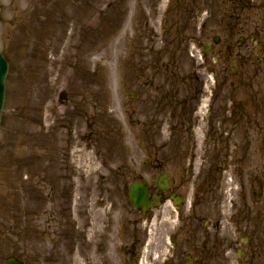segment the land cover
Instances as JSON below:
<instances>
[{
	"label": "rangeland",
	"instance_id": "374dc122",
	"mask_svg": "<svg viewBox=\"0 0 264 264\" xmlns=\"http://www.w3.org/2000/svg\"><path fill=\"white\" fill-rule=\"evenodd\" d=\"M231 1L238 3V0H188L183 11L177 7L179 0H0V51L10 62L0 126V264H5L6 255L16 256L26 264H52L53 261L44 259L46 254L41 250H46L45 246L38 237L34 240L35 235L43 239L47 235L48 240L50 236L67 249L71 240L67 238L74 237L77 244L84 239L83 234L76 233V228L65 226L66 208L61 198L53 199L54 207L47 205L53 210L47 209L50 211L42 215V224L41 216L34 215L33 210V198H40L45 190L56 189L59 195L66 193V180L53 184L57 176L62 177L65 168L58 165L50 171L48 154L39 155L42 149L53 151V145H67L69 137L66 139V132L61 131V121L55 125L51 121L54 109L65 113L64 107L58 104L62 92L70 99L66 108L73 115L85 110L89 129L91 123L99 124L96 126L99 132H92L94 136L88 133L92 138L89 143H94V147L79 160L68 163V170L71 166L74 170L80 166L76 174L83 178L74 181L78 188V196L75 194L78 211H74L73 227L76 223V227L83 228L86 222L84 194H90L92 202L101 196L120 195L118 203L125 207L123 192H119L121 180L111 179L115 187L108 193L103 190L107 186H102V181L98 184V179L90 180L94 176L90 177L91 174L107 172L102 167L107 165L104 160H117L132 176L135 171L142 174L145 169L150 170L146 161L157 151L166 158L163 167L169 170L170 166L185 179H181L177 187L186 199L180 211L184 213L185 226H189L190 221L196 222L191 214L205 219H223V231L227 226L233 228L232 240L237 237L239 240L244 234L242 227L249 229V219L254 222L261 219L262 205L258 202L261 195L249 197L247 187L251 181L246 178L244 180L249 182L244 181L241 175L243 168L249 165L242 161L244 150L241 148L249 147L250 141L247 139L246 144L237 148V156L232 144L235 135L241 137L242 133H247L246 127L243 121L234 123V117L232 123L227 121L226 85L208 75L198 56L197 23L216 21L217 26L212 31L224 36L226 27L221 24ZM198 11L200 19L197 20ZM91 16L93 18L89 19ZM191 21L194 25H190ZM73 68L89 85L78 80ZM94 78H99L96 87ZM131 92H135V99H131ZM46 119L51 120L43 124ZM173 125L187 131L189 125H193L194 129L191 134L186 131L185 139L176 144L178 141H168ZM226 125L231 130L228 133L231 143L227 144V151H221L220 148L230 142L225 139ZM79 128L86 130L85 124ZM149 129L153 131L152 136L148 134L140 140V134ZM150 136L153 150L147 145ZM258 139L255 134V142L261 141ZM214 146L218 150V162L210 164ZM96 155H100V160ZM230 159L238 164L234 166L238 170L233 167L227 171ZM39 161L45 171H40L44 176L38 178ZM200 170L205 179H200ZM256 184L262 186L260 181ZM36 193L39 196L36 197ZM17 198H22L17 204L23 210L22 216L19 220L7 218V214L10 216L7 206L15 204ZM42 205H45L44 200ZM108 208L93 209L91 214L107 222ZM157 213L163 216L162 220L172 215V220L178 221L171 204ZM113 214L116 222L117 214ZM124 214H120L121 219ZM53 222L56 232L46 229ZM61 227H65L66 233L59 236ZM244 247L247 249V245ZM67 253L64 255L70 260L64 264H87L84 259L100 264L95 249L79 246L74 254L70 255V249Z\"/></svg>",
	"mask_w": 264,
	"mask_h": 264
},
{
	"label": "flooded vegetation",
	"instance_id": "af4514ba",
	"mask_svg": "<svg viewBox=\"0 0 264 264\" xmlns=\"http://www.w3.org/2000/svg\"><path fill=\"white\" fill-rule=\"evenodd\" d=\"M243 1L239 0L240 3H243ZM258 10V16H256L254 13L236 12L234 7H231L226 18L227 104L228 113L231 116L241 114L239 116L252 118L255 114H263L264 12L262 11L264 10V2L258 7ZM240 106L248 107L246 114L240 111ZM252 123L254 124L255 121L253 120ZM148 134L152 136L153 131L149 129ZM151 136L149 139L152 140ZM151 165L157 169L155 161L151 162ZM153 181V184L150 185L152 192L160 193L157 181ZM175 183V181L169 182L170 189L168 193H165L166 197H170L172 192H178ZM181 225L179 231L180 234L184 233L185 243L188 248H191L192 264H218V254L221 250L219 244L212 241L211 237H199L200 231H194V225L190 224L184 227V222L183 224L181 222ZM249 229L247 230L249 238L247 249L251 247L252 249L249 251L251 259L258 260L262 256L263 247L258 242L250 240L253 236L250 235ZM194 233H196L195 237L192 236ZM227 248H229V245ZM135 249L134 247L133 253ZM182 250L183 248L179 245L177 250L173 252L172 259L166 257L167 261L163 264H190L189 260H185L186 253ZM245 264H249V262Z\"/></svg>",
	"mask_w": 264,
	"mask_h": 264
},
{
	"label": "bare ground",
	"instance_id": "6f19581e",
	"mask_svg": "<svg viewBox=\"0 0 264 264\" xmlns=\"http://www.w3.org/2000/svg\"><path fill=\"white\" fill-rule=\"evenodd\" d=\"M121 15V14H120ZM210 46L212 47L213 46V44L211 43L210 44ZM222 51H224L225 53H220L218 50H216V51H214V53L215 54H217V55H221L223 58L224 57H226V51H227V47L224 45V47L222 48ZM213 53V54H214ZM72 71H73V73H75V74H77V76H78V73H77V70L75 69V68H73L72 69ZM44 78V77H43ZM43 80V79H42ZM42 80H40V82H42ZM78 80H81V81H84V83L85 84H87V81H86V79H85V77L83 76V77H80V76H78ZM89 85V84H88ZM7 89V88H6ZM58 104H59V106H63L64 107V109L67 107V106H69V104L67 103V101H66V99L65 100H62V101H58ZM43 109V108H42ZM60 111H62V110H60ZM51 114H53V116L52 117H55L56 119H63L62 117H59L58 115H56V114H54V113H52L51 112ZM238 115H241V114H238ZM49 117H50V115H49ZM47 118H48V116H47ZM147 118V117H146ZM75 123H76V125H84V123L83 122H80L79 121V119H76L75 121H74ZM74 124V123H73ZM98 126H99V124H98ZM222 126H223V123H222ZM93 128H90V129H87L86 128V130L84 131V135L85 136H81V137H84V138H86V137H90V135L88 134V133H90L91 135H92V133L90 132V130H92ZM227 130L229 129L228 127L226 128ZM70 130V132L72 133L73 132V129L72 128H70L69 129ZM94 131H96V129H93ZM170 130V132L171 133H173V132H176V131H180V132H186L187 130H183V129H181L178 125H173V126H171V128L169 129ZM230 130V129H229ZM187 133H189V134H191V131L190 130H188L187 131ZM155 136L157 137V134H155ZM189 136H192V135H189ZM75 137H77L76 135H75ZM74 137V138H75ZM89 139H87V144H88V146H90V147H93V145H94V143H89ZM58 150V149H57ZM100 155H96L95 156V158H98L99 160H100V157H99ZM91 158V157H90ZM39 159H41V158H39ZM79 158L76 156H74L73 154H71V156H70V158H69V160L70 161H72V160H75V161H77ZM97 159V160H98ZM153 160H155L154 158H153ZM38 163H41V161H39ZM42 164V163H41ZM253 164H255V162H253ZM44 166V165H43ZM72 167V169H71V171H73L74 170V167L73 166H71ZM44 168V167H43ZM235 169V168H234ZM76 168H75V173H76ZM261 172L264 174V170H261ZM246 174L250 177L251 176V174H252V171L251 170H248V171H246ZM96 176H98V175H96ZM96 176L93 178V181L94 180H96ZM99 178H101L102 179V182H105V180H106V177H105V175H104V173L102 172V176L100 175L99 176ZM43 184V183H42ZM54 184V183H53ZM91 186H93V183L91 184ZM35 196L37 197V196H39L37 193L35 194ZM45 196V194L43 195V196H40V198H38V199H36V198H33V200H34V204H33V210H34V215L35 214H38V215H42V214H45V212H46V208L42 205V203H43V197ZM262 197H264V194H263V196ZM20 200H22V198H17V200L15 201V204H14V202H13V204H10V205H8L7 207H8V213L10 214V216L7 214V218H9V217H13L14 219H16V220H19L20 218H21V216H22V209H21V206H17V204L18 203H21V201ZM111 200V199H110ZM156 200H158V199H156ZM112 201V200H111ZM260 201V200H259ZM101 205H103L104 207L106 206L105 204H101ZM201 207V206H200ZM201 208H203V206L201 207ZM201 208H199V211H201ZM210 215L212 216V214L210 213ZM219 215V214H218ZM222 217V216H221ZM223 218V217H222ZM70 221H72L71 219H66L65 220V226H68L69 225V223H70ZM64 232H66V230L64 231ZM37 236L38 235H35L34 236V240L35 241H37ZM258 239H260L261 241H264V235L263 234H257L256 235V238H250V240L251 241H253V242H257L258 241ZM245 240H247V239H245ZM249 240V239H248ZM100 246H102V244H100ZM43 251H45V252H43V253H45V254H48L49 256H46L44 259L46 260V259H48V261H53V263L52 264H58V262L57 261H55V260H53V258L52 257H55V256H52L53 255V252H52V250H50V248L49 249H46V250H43ZM67 258L66 257H64V260L67 262V261H69L68 259L66 260ZM89 264H92L91 262H88Z\"/></svg>",
	"mask_w": 264,
	"mask_h": 264
},
{
	"label": "water",
	"instance_id": "95a60500",
	"mask_svg": "<svg viewBox=\"0 0 264 264\" xmlns=\"http://www.w3.org/2000/svg\"><path fill=\"white\" fill-rule=\"evenodd\" d=\"M7 72V64L0 55V111L2 109L3 95H4V77ZM146 189L141 188V186H134L132 189V199L135 206L142 205L143 199L147 196ZM8 264H19L14 260L9 261Z\"/></svg>",
	"mask_w": 264,
	"mask_h": 264
}]
</instances>
